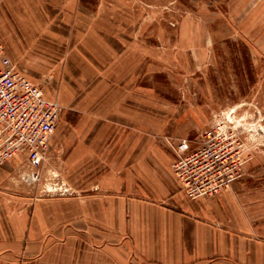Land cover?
Returning <instances> with one entry per match:
<instances>
[{
    "label": "rangeland",
    "instance_id": "rangeland-1",
    "mask_svg": "<svg viewBox=\"0 0 264 264\" xmlns=\"http://www.w3.org/2000/svg\"><path fill=\"white\" fill-rule=\"evenodd\" d=\"M11 1L17 25L14 33L6 32L8 10H0L6 17L0 41L4 45L2 38L9 35L32 40L29 47L15 49L39 68L47 61L62 66L83 30L123 36L135 56L125 92L131 103L139 102L140 120L122 124L145 129L146 164H172L178 190L192 200L210 199L214 216H225L226 229L240 238V254L235 250L203 264H264V0ZM20 60L21 71L31 79L36 75L42 86L46 75L30 72ZM207 130L226 138L225 158L237 167L227 171L232 179L216 193L192 198L176 175L170 142L187 138L198 146ZM70 150V145L53 150L35 183L21 179L27 170L23 156L1 163L6 171L0 208L29 209L49 198L84 196L99 188L94 183L104 170L95 174V164H89L93 153L83 146L81 164H65ZM232 244L239 248L237 238Z\"/></svg>",
    "mask_w": 264,
    "mask_h": 264
},
{
    "label": "crops",
    "instance_id": "crops-1",
    "mask_svg": "<svg viewBox=\"0 0 264 264\" xmlns=\"http://www.w3.org/2000/svg\"><path fill=\"white\" fill-rule=\"evenodd\" d=\"M15 6L0 1V10H8L3 29L9 34L17 25ZM80 37L56 69L53 62L39 68L18 55L15 48L32 40L2 38L6 55L46 75L45 94L65 106L44 164L66 145L71 150L65 164H81L85 146L95 174L104 171L94 183L99 188L84 196L49 198L24 210L0 208V264H203L240 254V238L226 229L225 216H214L210 199L192 200L179 191L172 164H146L145 129L122 124L140 120L139 102L131 103L125 92L135 56L123 36L83 30ZM141 114L144 120V109ZM77 121L90 125L72 127ZM4 171L0 166V179Z\"/></svg>",
    "mask_w": 264,
    "mask_h": 264
},
{
    "label": "built area",
    "instance_id": "built-area-1",
    "mask_svg": "<svg viewBox=\"0 0 264 264\" xmlns=\"http://www.w3.org/2000/svg\"><path fill=\"white\" fill-rule=\"evenodd\" d=\"M62 110L57 99L49 98L42 86L6 55L0 41V164L23 156L27 170L21 173V179L28 183L40 181ZM225 139L207 130L198 146H192L187 138L170 142L177 155L173 167L188 196L216 193L232 179L227 171L237 166L228 164L225 158Z\"/></svg>",
    "mask_w": 264,
    "mask_h": 264
}]
</instances>
